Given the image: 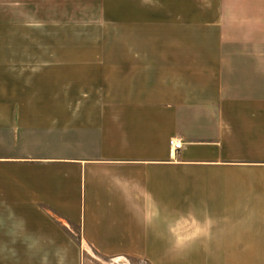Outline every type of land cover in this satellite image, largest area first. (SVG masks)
<instances>
[{
	"label": "crops",
	"instance_id": "0c3cea01",
	"mask_svg": "<svg viewBox=\"0 0 264 264\" xmlns=\"http://www.w3.org/2000/svg\"><path fill=\"white\" fill-rule=\"evenodd\" d=\"M6 202L0 264H264V0H0Z\"/></svg>",
	"mask_w": 264,
	"mask_h": 264
},
{
	"label": "clouds",
	"instance_id": "9594fccd",
	"mask_svg": "<svg viewBox=\"0 0 264 264\" xmlns=\"http://www.w3.org/2000/svg\"><path fill=\"white\" fill-rule=\"evenodd\" d=\"M211 227V220L208 221V228ZM16 241L14 240L13 243ZM26 244L29 251L36 252L39 255V264H67V252L60 246H54L50 251L46 247L47 242H35V237L32 239L22 240ZM15 255V250H10Z\"/></svg>",
	"mask_w": 264,
	"mask_h": 264
},
{
	"label": "rangeland",
	"instance_id": "374dc122",
	"mask_svg": "<svg viewBox=\"0 0 264 264\" xmlns=\"http://www.w3.org/2000/svg\"><path fill=\"white\" fill-rule=\"evenodd\" d=\"M34 208H31L30 205H27L25 203L20 204V203H14V202H6V203H0V210H3L7 213L10 214H23L28 211H32ZM41 221V219H39ZM84 256H87L86 254L89 255L87 251H82ZM92 256V255H91ZM108 262V261H106ZM132 262H137V261H132ZM148 264H150L147 261Z\"/></svg>",
	"mask_w": 264,
	"mask_h": 264
},
{
	"label": "built area",
	"instance_id": "2783aa9c",
	"mask_svg": "<svg viewBox=\"0 0 264 264\" xmlns=\"http://www.w3.org/2000/svg\"><path fill=\"white\" fill-rule=\"evenodd\" d=\"M184 143L182 140L172 138L170 139V147L173 151H179L182 149ZM107 264H148L146 260H140L137 262H132L129 259H125L124 261H114V259H111L107 262Z\"/></svg>",
	"mask_w": 264,
	"mask_h": 264
}]
</instances>
